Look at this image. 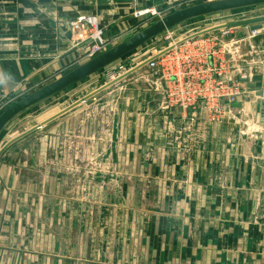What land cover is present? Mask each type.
<instances>
[{
	"label": "crops",
	"instance_id": "crops-1",
	"mask_svg": "<svg viewBox=\"0 0 264 264\" xmlns=\"http://www.w3.org/2000/svg\"><path fill=\"white\" fill-rule=\"evenodd\" d=\"M199 2L0 0V114L78 67L88 47L67 37L78 17L95 18L116 46L144 28L148 11ZM257 32L248 53L247 41L230 49V79L245 74L264 92V28ZM143 46L116 83L102 77L73 91L90 101L44 113L34 110L40 103L1 133L0 264H264V97L218 123L206 122L199 104L167 107L144 65L156 54ZM84 147L108 163L92 177H105L101 212L98 199L86 208L67 196L82 180ZM8 237L26 248L4 246Z\"/></svg>",
	"mask_w": 264,
	"mask_h": 264
},
{
	"label": "built area",
	"instance_id": "built-area-1",
	"mask_svg": "<svg viewBox=\"0 0 264 264\" xmlns=\"http://www.w3.org/2000/svg\"><path fill=\"white\" fill-rule=\"evenodd\" d=\"M232 29H222L216 35L203 34L186 38L180 45L171 47L169 52L156 55V59H147L146 68L164 86V102L167 107L187 110L199 104L205 121L209 123H218L232 117L231 105L241 102L247 91L230 79V73L233 71L234 74L236 70L228 66L227 59L233 46L248 41L257 33L254 31L250 38L228 42L226 40L231 36ZM69 31L75 47L88 43L85 56L89 60L104 53L109 45L104 41L103 33L93 17H78L70 24ZM239 76L249 80L245 74Z\"/></svg>",
	"mask_w": 264,
	"mask_h": 264
},
{
	"label": "rangeland",
	"instance_id": "rangeland-1",
	"mask_svg": "<svg viewBox=\"0 0 264 264\" xmlns=\"http://www.w3.org/2000/svg\"><path fill=\"white\" fill-rule=\"evenodd\" d=\"M207 2L208 1L199 2V3L192 4V5H187V6L181 5V6H177L176 8H173V9L164 10V11H161L158 13L155 12L153 14H150L149 13L150 11H148V14H147L148 19H147V22L145 23L144 28L152 25L153 23L157 22L161 18H163V17H165V16H167V15H169L175 11L181 10L183 8H186V7L194 6L197 4L207 3ZM258 17H264V6L252 7V8L227 12V13H223V14H216V15H212V16L198 18V19L191 20L189 22L183 23L181 25H178V26L172 28L171 30L165 32L164 34H161L157 38H154L153 40H151V42L146 44L147 46L145 45L141 49H144V51H146V53H148V51H149L150 54H147L148 56L153 55V54L160 55V53L164 52L165 50H168V51H166V53L169 52L171 50L170 48L173 47L174 45H177V43L183 42L186 38L193 37L194 35H196L198 33L205 32L206 35H208V34L216 35V33L219 32L220 30H222V27L225 26L226 24L237 22V21L249 20V19L258 18ZM244 28L250 29V26H247V27L244 26ZM244 28L237 27V30H233V29H236V28H233L231 31L233 33H239V31H242V29H244ZM262 28H264V24H262ZM233 33L229 38H227L226 41H228V42L232 41V37L234 39ZM112 47H114V45H108L105 48V51L111 49ZM231 50H232V48H231ZM137 52H134V54ZM85 54L81 57V59L78 63L79 64L78 67L81 66L82 64L86 63L87 61H89V59L86 58ZM128 57L129 56H125L120 61H117V62L107 66L106 68L102 69L99 72V74H97V75L93 74L92 77H88L86 80H83L79 84H76L73 87L69 88V90H65V92H62L61 94L55 95L52 98L46 100V102L45 101L42 102V104L37 106L39 108H35L34 110L41 109L40 110L41 112H43L44 110L48 112L49 110L53 109V107H55V106L61 108L60 104H62V102H64V100L70 101V102H75L76 99L79 98L80 99L79 102L90 101V99H89L90 97H87L88 92L87 93L82 92L83 94L80 95L81 92L79 93V92H73V91L75 89H79L80 87H83V86H84V88H90L92 84L96 85V82L100 81V79H102V77H104V82L109 81V79L112 78L113 79L112 81H115V82H112V84L116 83L120 79V77H121L120 75L124 74L125 71L130 68ZM227 62H228V66L232 67V62L229 61V59H227ZM260 64H264V63L259 62V64H258L259 66L264 68V66H262ZM100 83H101L100 85L104 84L101 81H100ZM84 95H87V96H84ZM34 110H32V111H34ZM28 113L29 112H24V114H22V116H20V117H22L23 119H26V116ZM86 113L89 114V108H88V111H86ZM86 116H89V115H86ZM43 117L44 118L48 117V115L43 116ZM83 117H84V114H83ZM26 128H27L26 126L22 127L20 130L19 129L17 130V128H15L14 130L11 131V133H16V132L20 133V132H22L23 129H26ZM10 142H8L4 146L3 149H5L9 145H11ZM88 150L89 149L87 147H84V151H83L84 154H82V158L81 159L77 158V166H81V169L83 171V174H81L82 180L79 183L78 189L74 190V187H73V189H71L72 190L71 195L68 194L67 196L77 198L79 201H82L83 205H85L86 208H89L90 207L89 205L94 204V201L96 199H98L99 205L97 207H99L98 208L99 212H101L103 207H104V205H102V203L104 202V198L107 195L106 194L107 190L105 188V177H102L103 173L99 174L98 181L92 180V177L97 176V172H95L96 169L98 171H100V170L106 171L108 168V163H103L101 161L103 159L97 158L94 155L91 156L90 153H88ZM67 161H68L69 166L74 167L75 163H74L73 158H70V159L68 158ZM40 207H41V205H40ZM25 212L27 214H29L30 207L26 206ZM30 219L28 218L26 221H24V223H25L24 226H27L28 222H31ZM21 229H24L22 227V224H21ZM20 238L19 237L14 238V241L11 242V239L8 237L6 239L7 243H5L3 245L8 246L10 248H14V247H16V244H18L21 248H26V247H22V246H24V244L22 242H20ZM25 240H26V245H29V243L32 241V239L30 237H27ZM12 244H14V245H12ZM16 248H19V247H16Z\"/></svg>",
	"mask_w": 264,
	"mask_h": 264
},
{
	"label": "water",
	"instance_id": "water-1",
	"mask_svg": "<svg viewBox=\"0 0 264 264\" xmlns=\"http://www.w3.org/2000/svg\"><path fill=\"white\" fill-rule=\"evenodd\" d=\"M258 6H264V0H217L175 11L5 109L0 114V135L16 117L30 108L82 82L172 28L198 18ZM262 24H264V17H258L229 23L223 26L222 29L250 26V32H254L260 31L262 29ZM203 34L206 33L201 32L187 39ZM67 37L70 39L72 38L71 34H68ZM252 41L253 39L250 38L245 42L244 47L247 49L242 51L243 54L248 53L249 44L252 43ZM181 43L182 42L177 43V45H180ZM87 44L88 43L84 45ZM166 51L168 50L160 53V55L165 54ZM158 56L153 57L152 59H156ZM146 64L147 62L144 63V65ZM236 82L246 89L247 95L241 100V102L231 105L232 108L240 109L242 104H248L254 102L257 98L264 97V92L261 91L262 83L260 81L251 82L247 78L237 75Z\"/></svg>",
	"mask_w": 264,
	"mask_h": 264
}]
</instances>
